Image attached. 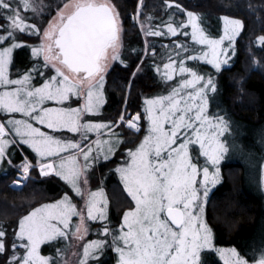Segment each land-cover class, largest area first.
<instances>
[{"label":"snow or ice","instance_id":"snow-or-ice-1","mask_svg":"<svg viewBox=\"0 0 264 264\" xmlns=\"http://www.w3.org/2000/svg\"><path fill=\"white\" fill-rule=\"evenodd\" d=\"M140 3L142 6V0ZM22 5L35 11L30 0H22ZM175 7L184 11L179 5ZM136 15L139 17L143 13ZM0 20L8 22V28L0 32V45L6 42L11 45L0 48V114L7 119V123H0V164H11L9 146L26 145L40 158L42 175L60 177L84 201V207L78 209L65 194L58 203L37 208L19 221L16 237L20 242L11 246L10 264H53L51 259L40 255V247L54 239L65 238V229L70 227L73 216L79 217L75 232L82 228L84 233L89 231L88 221L107 219L103 192L92 191L87 186L91 167L101 158L107 160L121 142L119 133L113 129L125 126L136 132L141 130L140 114L126 117L121 113L116 121L105 123L82 122L85 115L97 114L104 103V72L109 58L113 62L120 60L122 26L111 0H77L74 11L67 16L60 13L59 22L50 24L43 32L35 24L28 23L12 0H0ZM151 20L145 17L141 21L145 36H187L189 33L180 29L190 25L191 39L196 44L206 45L209 51L181 56V61L202 59L217 71L226 63L221 57H227L229 49L234 51L232 45L243 28L240 21L225 17L223 36L212 39L200 28L197 15L191 11L187 12V22L176 24L174 19L168 22L167 32L156 30ZM17 34L40 36L44 41L32 48L37 58L44 54V64L34 65L32 71L45 77L41 69L51 65L54 74L45 77L40 87L31 86L32 72L16 79L9 76L13 50L21 46L16 42ZM259 43L264 45V37ZM176 47L180 52L189 51L183 44ZM57 63L62 68L56 67ZM175 71L174 61L169 56V61L163 64V79L171 82ZM178 72L183 76L189 70L181 62ZM189 75L191 78L182 79L178 86L170 85L168 94L145 99L148 134L135 150H128L129 160L116 169L134 207L123 214L119 229L102 226V234L110 235L111 243L101 239L89 242L78 264L98 261L106 246L118 254L117 264H200L201 252L212 248V231L200 213L203 211L202 197L207 198L209 185L218 182L219 169L210 172L208 166L199 168L193 163L189 146L198 144L200 154L211 165H218L227 151L218 137L228 130V123L223 117L210 116L206 111L208 93L217 91L214 80L209 77L204 81L195 71ZM197 84L199 88L195 87ZM72 97L82 99L83 105L64 106ZM49 101L59 107H45ZM15 113L24 118L7 115ZM31 121L53 133L62 130L79 133V139L57 138L33 126ZM102 129L108 130L109 139L102 140L98 135L95 141L89 140L90 132L100 134ZM33 167L25 161L18 169L14 185H21ZM5 235L6 231L0 226V255L9 252L3 239ZM18 248H23L24 253L18 254ZM231 256L235 257L233 264H248L234 249ZM257 264H264V253Z\"/></svg>","mask_w":264,"mask_h":264},{"label":"trees","instance_id":"trees-1","mask_svg":"<svg viewBox=\"0 0 264 264\" xmlns=\"http://www.w3.org/2000/svg\"><path fill=\"white\" fill-rule=\"evenodd\" d=\"M65 1L47 0V15L44 16L48 18ZM111 1L119 13L123 31L120 60L111 67L105 77L104 113L108 117L115 116L120 111L126 86L143 51L140 33L132 21L139 0ZM142 2V20L145 17H151V25L163 32H167L166 24L173 19L176 24L181 21L187 22L188 11L197 15L203 30L211 37L219 35L221 18H235L241 21L243 29L235 40L234 62L230 67L219 72L211 70V75L217 80L226 115L240 121L243 132L252 139V144L258 143L263 146L264 45H261L259 40L264 37V0H142ZM169 4L172 6L169 7ZM176 5L184 11H178ZM185 31L189 33V36H180L182 38L180 41H187L191 46L193 41L191 30L187 28ZM153 37L150 43L151 50L140 65V76H135L131 81L126 117L138 113L144 98L151 95L157 75L154 57L167 47L169 50L177 48L169 45L177 40L179 35ZM163 38H167L165 42ZM29 49L27 44L14 50L10 67L11 75L15 74L17 78H21L29 72L33 73V61L30 59ZM151 51H153L152 54H150ZM199 68L208 69V66L199 65ZM116 130L129 135L123 128H116ZM9 151L11 164L6 162V172L0 171V226L6 231L3 239L9 247V252L0 255V264H10L11 246L17 241V219L27 213L26 209L58 201L66 192L65 184L60 177L55 175L40 177L37 171L29 177L30 184L25 189L11 187V182L17 175L14 167L24 161L22 152L32 163L37 164V161L26 146H20V148L16 145L9 146ZM244 172L245 169L240 164L224 166L221 181L213 190L212 198L206 206L207 222L214 232L215 243L220 247L234 246L242 250L240 245L243 246L248 240L257 241L259 224L264 221L262 200L249 188L244 179ZM105 185L110 200L109 214L117 224L122 208L121 198L124 196L128 198V196L114 178L107 181ZM46 249L47 245L43 247V252ZM61 250V245L58 243L53 253H60ZM44 255L47 256V252ZM99 264H113L110 251L103 256ZM207 264L219 263L212 260Z\"/></svg>","mask_w":264,"mask_h":264},{"label":"rangeland","instance_id":"rangeland-1","mask_svg":"<svg viewBox=\"0 0 264 264\" xmlns=\"http://www.w3.org/2000/svg\"><path fill=\"white\" fill-rule=\"evenodd\" d=\"M30 2L34 5L35 11L31 9L24 8L22 5V0H12L13 6H19L20 14L25 17L28 21V23L35 24L41 29V32L46 30L50 24H56L59 22V15L60 13H63L65 16L70 14L72 11H74V4L77 2V0H66L63 2V4L59 7L56 8L53 13L47 18L44 15H47V0H30ZM82 2V0H81ZM112 2V1H111ZM113 4V2H112ZM67 5V6H66ZM143 5V2H142ZM142 12V6L140 3V0L138 1L137 8L135 10V13L133 15L135 21L134 24L136 25L140 36H141V41H142V55L139 60V62L135 65L128 85L126 86L124 95H123V102H122V107L120 111L116 113L115 116H110L106 115L104 113V107L106 106V96H105V77L111 67L119 62V60L113 62L111 58H109L105 72H104V87H103V101L104 103L102 104L99 112L97 114H87L83 117L82 122H90V123H105V122H112L116 121L118 116L121 113H124L126 116V105L127 101L129 99V94H130V89H131V81L135 76H140V65L147 56L148 52L151 50L150 49V43L153 40V36H145L144 30L141 27V21L142 18L141 16L137 17V13ZM225 17L221 18V22L219 24V35L217 37H211L208 35L207 32L205 34L209 36V38L212 39H219L223 36L224 30H225ZM228 18V17H226ZM199 19V18H198ZM230 20H238L235 18H228ZM240 21V20H238ZM119 22L122 26L121 19L119 17ZM241 22V21H240ZM0 24H3V28H0V32L4 31V29L8 28V22L6 20H0ZM198 24L201 29L202 25L198 21ZM242 24V23H241ZM123 28V27H122ZM191 30V26H189ZM187 29V28H186ZM243 29V28H242ZM123 31V29H122ZM180 31H185L184 28H181ZM242 31V30H241ZM240 31V33H241ZM187 32V31H186ZM239 33V35H240ZM6 34V33H5ZM238 35V36H239ZM180 36L177 37L174 42H172L169 46L174 47L177 44H183L185 45L189 51L188 52H180L179 48H176L175 50H169V48H165L164 51L159 52L155 57L154 61L155 66L157 69V65H160V71H157L156 75V80H155V86L152 89L151 95H148V97L144 98L140 108L138 109V113L135 114H140L141 115V120H140V131L136 132L135 130L128 129L125 126H121L119 128H123L129 135H126V133H121L120 130L113 129V131H116L119 133L121 142L117 145V148L114 150L113 154L107 159L104 160L101 158L94 166L91 167V169L88 171V189L92 191H102L104 194V198L107 201V209H106V217L107 219L104 221H88V226H89V231L87 233L83 232V229L81 228L80 232H75V225L79 224V217L73 216L71 218V223L70 227L68 229H65V232L67 233L65 238L61 239H54L51 242L44 243L40 247V255L43 257L49 258L53 261V264H78V261L82 258L83 254V248L92 241H95L97 239L101 240H106L109 244L111 243V236H104L102 234V226L107 225V227L111 230H117L120 228L121 223H122V216L123 214L128 211L130 208L134 207V202L131 201V198L127 195L126 190L124 189L123 182L121 180L120 174L116 171L118 167L123 166L128 160V150H135L139 144L143 141L144 137L148 134L147 129H148V121L145 116V107L146 105L144 104L145 99H150V98H156L160 95H166L168 94L170 90V85H177L178 82L182 81V79H190L191 76L189 75L190 72L195 71L197 74L200 76L204 77V81H206L209 77H211L214 80L215 86L217 91L215 93H208L209 96V103L208 107L206 109L207 113L210 116L216 117V116H221L223 117L226 122L228 123V130L223 133V135H220L218 139L223 142L224 147L227 149L226 152L222 154V159L220 160L219 164L216 166L211 165L204 156L200 154L201 150L199 149V145H190L189 146V151L190 155L192 157L193 163L197 164L199 168H203L204 166H208L210 169V172L216 171V169H219V180L218 182L213 186L209 185V196L207 198L202 197V206H203V211L200 213V215L203 217L204 221L207 223L209 228L212 231V236H213V246L211 249H205L201 252L200 255V264H207L209 261H218L219 264H233L235 257L231 256V250H235L236 253L248 261V264H256L260 258L261 254L264 253V221H261L259 224V228L257 231L256 238L257 241H247L246 243L243 244V246L240 245L242 250H239L238 248L234 246L230 247H220L215 243V236L214 232L210 226V224L207 222L206 219V206L207 203L209 202L210 198H212V192L215 189L216 186H218L219 182L221 181L222 177V170L223 167L226 165L230 164H240L243 166V169H245L244 172V179L247 181V184L249 185V188L252 190L254 194L260 197L262 200V205H263V211H264V193L261 188V169L264 166V145L262 146L261 144L256 143L252 144V139H249V137L246 136V134L243 132V125L240 123V121H237L233 117H228L226 115V109L223 106V100L221 98L220 92L218 90V85H217V80L212 76L211 70L215 72H219L216 70V68L213 67L212 64L206 63L204 60H183L181 61V56H188V55H200L201 51H209L206 45H199L196 44L194 41H192V45L190 46L189 42L183 41L181 42ZM184 36V35H183ZM189 36V35H187ZM237 36V37H238ZM166 37V36H164ZM185 37V36H184ZM236 37V38H237ZM235 38V40H236ZM167 38H163V42H165ZM16 42H18L21 46L24 45H29V53H30V59L33 61L32 65H43L44 64V54L42 53L39 58L33 55L32 53V48L40 46L42 42V37L40 36H35V35H27V34H17L16 37ZM225 45L228 44V41L224 42ZM121 45H122V32H121ZM174 45V46H173ZM5 46H11L10 43L6 42L4 45H0V48L5 47ZM20 46V47H21ZM168 46V45H167ZM121 48L119 49V55L121 52ZM197 48V49H195ZM232 48H234V51L232 49H229V55L227 57H221V61H225L226 63H222L221 65V70L227 67H230L232 63L234 62L235 58V41L234 44L232 45ZM199 49V50H198ZM16 50V48L14 49ZM13 50V52H14ZM195 50V51H193ZM198 50V51H196ZM111 52V50H110ZM180 52V55L178 56L177 53ZM169 56H171L172 60L174 61V67L177 69V71L173 72V80L171 82H166L163 79V64L169 61ZM253 58V57H252ZM255 60V58H253ZM183 62L184 66L189 70V73L183 74V76L178 72V67L179 64ZM12 64V63H11ZM199 65H205L208 66V69H203L201 70L199 68ZM10 67L9 66V76L12 79H16L17 76L14 74L11 75L10 73ZM32 67V70H33ZM56 67H61L59 63L56 64ZM254 69V68H252ZM42 71L45 72V77L51 76L54 74V69L49 65L47 69H41ZM51 70V71H49ZM66 74L71 76V73H67L65 70ZM33 79L30 81L31 86L34 87H40L42 84L45 82V77L39 76L36 72L33 71L32 73ZM137 76V77H138ZM19 78V77H18ZM204 81H201L203 83ZM196 88L200 87V84H197L195 86ZM191 90V89H188ZM185 91V90H182ZM84 101L82 99L77 100L75 97H72L70 101L65 102L64 106H71L73 108L76 107H81L83 105ZM45 107H59V105L55 104L54 102H46L44 105ZM10 117H14L16 119H23L21 114L15 113V114H7ZM133 114H131L132 116ZM130 117V116H129ZM33 123V126L39 127L41 131H44L46 133L52 134L56 136L57 138H61L64 140L72 139V140H78L79 139V133H70L67 132L66 130L62 131H56L52 132V130L47 129L43 125L37 124L35 121H31ZM0 123H7V119L4 114H0ZM7 131V129H6ZM14 133H10V135H13ZM89 140L95 141L97 139V136L100 135V138L102 140H107L109 139L110 133L108 132L107 129H102L101 133L98 134L97 132H90L89 134ZM124 136V137H123ZM135 136V137H134ZM93 137V138H91ZM20 146H26V145H21V144H16L17 148H20ZM27 147V146H26ZM95 147V145H94ZM30 152L32 153L33 157L36 159V161H39L40 158L36 156V154L29 148L27 147ZM24 161L20 163L19 165L15 166L14 168L18 172V169L22 168L25 161L31 163L34 165L32 169L29 170L28 178L26 180L22 181V184L18 186L17 189H25V187H28L30 184L29 177L34 174L35 171H37L38 175L40 177H48L44 176L41 174L40 169H39V164H34L32 163L27 156L22 152ZM62 155H67V153H62ZM80 163H83L82 159L80 160ZM2 170L3 173L6 172V162L0 164V171ZM50 176V175H49ZM118 181L121 185L120 187L124 190L125 194L128 196V198L122 197V208L119 212V217L120 220L117 224L113 221V219L110 217L109 210H110V200L108 198L107 192H106V182L111 181V180ZM198 180L200 177L197 178ZM64 184H65V189L66 192L65 194H68L70 200L72 201L73 204L76 205L78 209H81L84 207V201L78 196L71 188V186L61 179ZM15 181V179H14ZM14 181L11 182L14 183ZM119 187V188H120ZM120 188V189H121ZM122 190V192H123ZM64 194V195H65ZM122 195V193H120ZM124 194V193H123ZM63 195V197H64ZM61 197V199L63 198ZM61 199L58 201H55L53 203H45L33 207H28L27 213L24 216H21L19 219H17V230H18V224L19 221L24 218L25 216L29 215L33 210L37 208H41L42 206L46 204H54L58 203ZM129 199V200H128ZM128 200V201H127ZM125 201V202H124ZM130 201V202H129ZM126 206H129L126 208ZM61 227H63L61 225ZM59 241V242H58ZM20 241L17 240L15 243H19ZM61 245V252H55L53 253L56 245L57 244ZM47 245V249L45 252H47V256L44 255L45 252H43V247ZM12 250V247H11ZM18 254H23L24 249L23 248H18L16 249ZM110 251L111 256H112V261L113 264H117L118 261V254L113 250L112 247L106 246L105 250L103 251V254L99 256L98 261L97 260H89L88 264H99L100 261L102 260L103 256L107 254V252ZM11 256V255H10Z\"/></svg>","mask_w":264,"mask_h":264},{"label":"water","instance_id":"water-1","mask_svg":"<svg viewBox=\"0 0 264 264\" xmlns=\"http://www.w3.org/2000/svg\"><path fill=\"white\" fill-rule=\"evenodd\" d=\"M132 21L134 22L135 21V19H134V17H132ZM153 53V51H151L150 52V54H152ZM137 115V114H136ZM135 115H133V117H134ZM261 178V188H262V191H263V193H264V166L262 167V169H261V176H260ZM17 179V175H15V180ZM18 186L19 185H14V183H12L11 184V187H13V188H18ZM257 264V263H256Z\"/></svg>","mask_w":264,"mask_h":264},{"label":"flooded vegetation","instance_id":"flooded-vegetation-1","mask_svg":"<svg viewBox=\"0 0 264 264\" xmlns=\"http://www.w3.org/2000/svg\"><path fill=\"white\" fill-rule=\"evenodd\" d=\"M134 115V114H133ZM133 115H132V117H133ZM127 116V115H126ZM128 117H129V115H128ZM140 123V122H139Z\"/></svg>","mask_w":264,"mask_h":264},{"label":"crops","instance_id":"crops-1","mask_svg":"<svg viewBox=\"0 0 264 264\" xmlns=\"http://www.w3.org/2000/svg\"><path fill=\"white\" fill-rule=\"evenodd\" d=\"M37 163H38V161H37Z\"/></svg>","mask_w":264,"mask_h":264}]
</instances>
